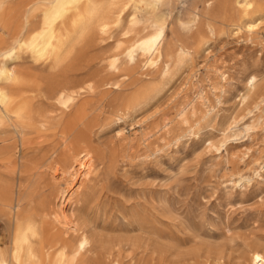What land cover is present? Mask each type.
<instances>
[{"label": "rangeland", "instance_id": "rangeland-1", "mask_svg": "<svg viewBox=\"0 0 264 264\" xmlns=\"http://www.w3.org/2000/svg\"><path fill=\"white\" fill-rule=\"evenodd\" d=\"M250 1L255 34L236 0H93L48 60L22 53L13 111L24 134L2 126L0 168L40 211L57 213L47 219L56 235L75 244L88 234L85 264H249L264 251V0ZM158 27L164 60L130 61L124 49ZM235 119L241 129L211 148ZM81 151L92 169L71 178ZM240 175L250 181L234 185Z\"/></svg>", "mask_w": 264, "mask_h": 264}, {"label": "bare ground", "instance_id": "bare-ground-1", "mask_svg": "<svg viewBox=\"0 0 264 264\" xmlns=\"http://www.w3.org/2000/svg\"><path fill=\"white\" fill-rule=\"evenodd\" d=\"M130 1L137 3L139 0ZM236 1L242 3L246 13L244 21L247 30L249 33L255 34L258 22L257 19L250 17V13H252L250 11L253 8L252 2L250 0ZM92 3L93 0H0V160L7 155L5 150L6 138L3 136L2 126L8 123L16 135L22 137L24 134V127L19 120L21 116L13 111V104L17 99V85L21 80L17 69V61L24 52L30 53L36 61L48 60L64 44V29L67 21L72 19L77 26L84 24L87 20V13L83 5L90 8ZM8 17L11 18V24L7 28L2 25V21ZM100 26L103 31H107L110 22L103 21ZM240 29L242 30V28ZM7 32L11 33L5 35ZM165 37L164 28L158 27L152 33L142 37L137 43L127 46L124 52L130 61H134L137 55H141L144 57V67L149 68L158 64L162 59L164 60L163 45ZM120 54L115 53L110 57V63L114 69L119 68ZM256 79L253 75L248 78L246 87L248 91L255 88ZM248 94L241 93L239 95L243 103L246 102ZM57 99L68 106L73 97L65 91H60L57 94ZM262 101L264 102V99ZM259 107V104L255 106L257 109ZM183 111L180 113H183ZM233 121V125L229 127L228 131L223 132V139L219 145L208 140L211 148L220 151L231 140L229 133L236 135V130L241 129L240 122L237 119ZM249 125L244 124V129L249 130L251 128V125ZM71 162L77 166H75L77 169L71 173V178H75L78 173L89 175L92 169L89 153L81 151L73 156ZM263 168L264 165H261V169ZM256 176L261 177L259 170ZM249 181L248 177L241 175L232 179L234 185L239 186ZM51 210L40 211L33 197L10 183L4 177L0 168V222L3 223L5 233V236L0 235V264H85L89 246L92 242L87 236L88 234L82 233L75 241L76 243L74 242L75 244L68 243L69 241L65 237L56 235L49 226L50 222L47 221L49 217L55 215V219L59 220L57 213ZM72 225L70 226L68 223L69 228ZM4 239H6L5 242ZM249 256V264H264V251L254 248Z\"/></svg>", "mask_w": 264, "mask_h": 264}]
</instances>
